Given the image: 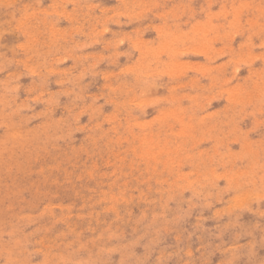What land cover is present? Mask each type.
<instances>
[{
    "label": "rangeland",
    "instance_id": "1",
    "mask_svg": "<svg viewBox=\"0 0 264 264\" xmlns=\"http://www.w3.org/2000/svg\"><path fill=\"white\" fill-rule=\"evenodd\" d=\"M242 1L0 0V264H264V0Z\"/></svg>",
    "mask_w": 264,
    "mask_h": 264
},
{
    "label": "bare ground",
    "instance_id": "2",
    "mask_svg": "<svg viewBox=\"0 0 264 264\" xmlns=\"http://www.w3.org/2000/svg\"><path fill=\"white\" fill-rule=\"evenodd\" d=\"M243 1H244V0H243ZM243 1H242V2H243ZM247 2H248V1H247ZM244 3H246V2H244ZM240 4H241V1H239V5H240ZM246 4H249V3H246ZM223 5H224V4H222V6H223ZM241 6H243V5L241 4ZM231 7H232V6H231ZM245 7H246V6H245ZM222 8L224 9L225 7H222ZM241 8H242V7H241ZM257 8H258V6H257ZM132 9H134V8H132ZM229 9H230V8H229ZM219 10H220L219 12H223L222 9H219ZM226 10H227V9H226ZM226 10H225V11H226ZM242 10H243V9H242ZM259 10H260V8H259ZM261 10H262V9H261ZM219 12H218V13H219ZM226 12H227V11H226ZM261 12H262V11H261ZM232 13H233V12H232ZM219 14H220V13H219ZM228 14H229V13H228ZM237 14L239 15V13H236L235 15H237ZM224 15H226V14H224ZM235 15H234V17H235ZM236 18H237V16H236ZM234 19H235V18H234ZM237 20H238V19H237ZM197 21H198V20H197ZM230 21H231V20H230ZM232 21L235 22V20H233V17H232ZM232 21H231V22H232ZM238 21H239V20H238ZM238 21H237V22H238ZM202 22H203V21H202ZM234 22H233V23L228 22V23H229V24H235ZM237 22H236V23H237ZM239 22H240V21H239ZM237 24H238V23H237ZM195 25H196V24H195ZM213 25H214V24H213ZM238 25H239V24H238ZM193 26H194V25H193ZM196 26H197V25H196ZM226 26H227V25H226ZM208 27L210 28V26H208ZM211 27L213 28V26H211ZM214 27H215V25H214ZM228 27L230 28V27H232V26H229V25H228ZM193 28H194V27H193ZM197 28H199V27H197ZM234 28H236V27H234ZM238 28H239V27H238ZM238 28H237V29H238ZM194 29H195V28H194ZM197 30H198V29H197ZM200 30H201V28H200ZM200 30H199V31H200ZM244 30H245V29H244ZM163 31H164V30H163ZM199 31H197V32H199ZM165 32H166V31H165ZM167 32H168V31H167ZM167 32H166V33H167ZM160 33H161V32H160ZM163 33H164V32H163ZM166 33H165V34H166ZM158 34H159V33H158ZM165 34H163V36H166ZM173 34H174V33H173ZM176 34H177V32H176ZM176 34H175L174 36H176ZM168 35H169V34H168ZM168 35H167V36H168ZM179 35H180V34H179ZM178 37H179V36H178ZM180 37H181V36H180ZM180 37L177 38V40L180 39ZM175 38H176V37H175ZM153 40H154V39H153ZM160 40H161V39H160ZM177 40H176V41H173L174 44H176V43L179 42V41L177 42ZM180 40H181V39H180ZM151 41H152V40H151ZM158 42H159V41H158ZM161 43H163V42L161 41L160 44H158V45H160V47L163 45V44L161 45ZM179 43H180V42H179ZM158 45H157V46H158ZM177 45H178V44H177ZM205 45H207L206 42H205ZM239 45H240V44H239ZM147 46H149V45H147ZM152 46H153V45H151V47H152ZM155 46H156V45H155ZM208 46H209V45H208ZM208 46H205V47H208ZM241 46H242V45H241ZM241 46H240V47H241ZM149 47H150V46H149ZM153 47H154V46H153ZM165 47H166V46H165ZM238 47H239V46H238ZM156 48H158V51L161 50V52H162V50H163V49H159V46L156 47ZM156 48H155V50L157 51ZM161 48H164V47L162 46ZM208 48H209V47H208ZM151 49H152V48H151ZM164 49H165V48H164ZM155 50H153V51H155ZM153 51H152V52H153ZM156 51H155V52H156ZM146 52H147V51H146ZM150 52H151V51H150ZM152 52H151V53H152ZM161 52H160V53H161ZM156 53H157V52H156ZM158 53H159V52H158ZM158 53H157V55L155 56V57H157V58H159V57H158ZM160 53H159V54H160ZM153 54H155V53H153ZM163 54H165V52H164ZM148 55H150V53H149ZM144 56H145V55H144ZM144 56H143V57H144ZM153 56H154V55H153ZM160 56H161V54H160ZM147 57H148V56H147ZM147 57H146L145 59H147ZM138 58H139V57H138ZM141 59H142V58H141ZM143 59H144V58H143ZM143 59H142V60H143ZM137 60H138V59H137ZM139 60H140V59H139ZM147 60H149V59H147ZM158 60H159V59H158ZM160 61H161V60H160ZM141 62L144 64L145 61H144V62L141 61ZM141 62H139V63H141ZM146 62H147V64H148V61H146ZM157 62H158V61H157ZM162 62H164L165 64H167V62H165V60H163ZM142 63H141V64H142ZM164 63H163V65H164ZM134 64H135V63H134ZM145 64H146V63H145ZM157 64H158V63H157ZM137 65H138L139 67L141 66V68H143L142 65H140V64H138V63L136 64V68H138ZM149 65H150V64H149ZM158 65H159V64H158ZM158 65H157V66H158ZM185 65H186V64H185ZM185 65H183V67H184ZM146 66H147V65H146ZM169 66H170V65H169ZM186 66H187V65H186ZM147 67H149V66H147ZM147 67H145V70H146V71L148 70ZM166 67H167L168 70H167V69H166V70L164 69V70H165V73L168 72V71H171V68H172V67H169V68H170V69H169L168 66L165 65V68H166ZM134 68H135V67H134ZM136 68H135V69H136ZM141 68H140V69H141ZM161 68H162V67H161ZM161 68H160V69H161ZM162 69H163V68H162ZM162 69H161V70H162ZM164 70H163V71H164ZM172 70H173V68H172ZM163 71H162V72H163ZM173 71H174V70H173ZM144 73H146V72H144ZM144 73H141V74L143 75ZM172 73H174V72L171 71L170 74H172ZM139 74H140V73H139ZM166 74H167V73H166ZM168 75H169V74H168ZM173 75H174V74H173ZM173 75H172V76H173ZM145 76H146V75H145ZM169 76H170V75H169ZM140 77H141V76H140ZM180 77H181V75H180ZM240 87H241V85H240ZM226 90H227V89H225V91H226ZM239 90H241V89H239ZM226 92H227V91H226ZM227 93H228V92H227ZM228 95H230V93H229ZM228 97H229V96H227L226 98H228ZM231 97H232V95H231ZM173 98H175V97H173ZM173 98H172V100H174ZM228 100H229V103L232 102L231 98L228 99ZM230 100H231V101H230ZM231 104H232V103H231ZM231 104H230V105H231ZM176 105H177V104H176ZM176 105H175V107L177 108L178 106H176ZM227 105H228V104H225V108H226V110H227V108H228V107H226ZM175 107H174V109L176 110ZM180 107H181V106H180ZM180 107H179V108H180ZM231 107H232V106H231ZM166 108H167V107H166ZM166 108H165V109H166ZM181 108H182V107H181ZM229 108H230V107H229ZM174 109L172 108V110H174ZM222 109L224 110V108H222ZM168 110H169V108L167 109V111L163 110V112H164V111H165V112H168ZM223 110H222V111H223ZM229 110H230V109H229ZM169 112H170V110H169ZM169 112H168V113H169ZM169 114H170V113H169ZM169 114H166V115H169ZM154 120L156 121V119H154ZM158 120H159V119H157V121H158ZM180 123H181V122H180ZM153 124H154V121H153ZM182 124H184V123H182ZM151 125H152V124H151ZM159 125H161V124H159ZM159 125H158V126H159ZM148 126H150V125H148ZM150 127H151V126H150ZM158 130H159V129H158ZM159 131H160V130H159ZM155 135H156V133H155ZM155 135H153V133H152V136H155ZM152 136H151V137H152ZM158 136H159V135H158ZM151 137H150V138H151ZM158 138H159V137H158ZM152 139H154V138H152ZM154 140H155V139H154ZM150 141H151V140H150ZM156 142H157V141H156ZM158 142H160V141H158ZM152 143L154 144L155 142H152ZM153 144H152V145H153ZM157 144H158V143H157ZM157 144L155 143L154 146H156ZM157 147H158V145H157ZM164 169H165V168H163V170H162V169H161V170L164 171ZM162 171H161V172H162Z\"/></svg>",
    "mask_w": 264,
    "mask_h": 264
}]
</instances>
